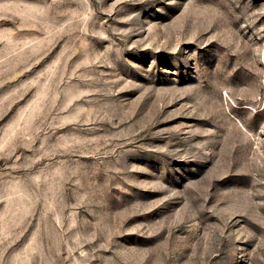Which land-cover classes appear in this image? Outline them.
<instances>
[{"label":"rangeland","instance_id":"obj_1","mask_svg":"<svg viewBox=\"0 0 264 264\" xmlns=\"http://www.w3.org/2000/svg\"><path fill=\"white\" fill-rule=\"evenodd\" d=\"M0 264H264V0H0Z\"/></svg>","mask_w":264,"mask_h":264}]
</instances>
